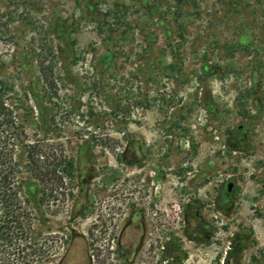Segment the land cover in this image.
I'll return each mask as SVG.
<instances>
[{
    "label": "rangeland",
    "instance_id": "rangeland-1",
    "mask_svg": "<svg viewBox=\"0 0 264 264\" xmlns=\"http://www.w3.org/2000/svg\"><path fill=\"white\" fill-rule=\"evenodd\" d=\"M0 100L80 164L35 223L55 261L105 264L154 199L163 246L209 202L264 248V0H0Z\"/></svg>",
    "mask_w": 264,
    "mask_h": 264
},
{
    "label": "trees",
    "instance_id": "trees-1",
    "mask_svg": "<svg viewBox=\"0 0 264 264\" xmlns=\"http://www.w3.org/2000/svg\"><path fill=\"white\" fill-rule=\"evenodd\" d=\"M99 145L106 146L104 142ZM75 157L63 150L61 143L49 141L39 131L30 135L13 109L0 100V256L3 258L0 261L3 264H14L11 257L16 264L45 262V234H35V223L48 222L45 203L59 200L61 194L65 204L72 195L73 174L80 166Z\"/></svg>",
    "mask_w": 264,
    "mask_h": 264
},
{
    "label": "flooded vegetation",
    "instance_id": "flooded-vegetation-1",
    "mask_svg": "<svg viewBox=\"0 0 264 264\" xmlns=\"http://www.w3.org/2000/svg\"><path fill=\"white\" fill-rule=\"evenodd\" d=\"M229 184L226 191L230 194L234 186L233 183L230 186ZM213 205L214 208H211ZM215 208L222 206L219 203L203 204L201 229L195 227L188 232L186 247L177 238L173 240L171 238L169 244L163 246L160 233H156L159 224V207L155 199L154 202L143 203L133 218H128L127 226L122 232V237L125 238L127 235L126 240L129 245L119 252L110 251L105 264H241V259L245 258V254L242 253L248 248L253 252L248 258L249 262L243 264H264V248L262 251L259 250L257 242L253 240L252 231L247 228H239L237 233H233L231 244L228 246L229 251L224 249L225 230L219 226L220 218L215 213ZM216 212L219 214L218 210ZM135 218H138L137 222L134 221ZM72 242L66 252L58 257L60 260L56 261L53 258L56 254L52 253L54 249L50 250L52 248L47 245L45 264H90L87 256L85 259L80 251L72 249L74 244ZM211 249L214 251L212 256ZM95 256L99 257L98 254H93L92 260Z\"/></svg>",
    "mask_w": 264,
    "mask_h": 264
},
{
    "label": "water",
    "instance_id": "water-1",
    "mask_svg": "<svg viewBox=\"0 0 264 264\" xmlns=\"http://www.w3.org/2000/svg\"><path fill=\"white\" fill-rule=\"evenodd\" d=\"M231 185V183L229 184V186Z\"/></svg>",
    "mask_w": 264,
    "mask_h": 264
}]
</instances>
